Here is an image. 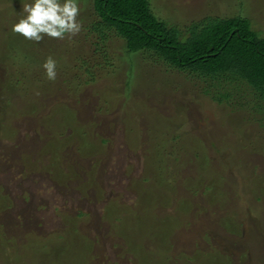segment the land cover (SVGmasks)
<instances>
[{
    "label": "rangeland",
    "instance_id": "rangeland-1",
    "mask_svg": "<svg viewBox=\"0 0 264 264\" xmlns=\"http://www.w3.org/2000/svg\"><path fill=\"white\" fill-rule=\"evenodd\" d=\"M31 2L0 0V264H264L254 108L215 104L114 36L109 67L84 44L83 0L78 35L25 40L11 27ZM150 3L181 31L239 16L264 36V0ZM82 56L102 74L74 90Z\"/></svg>",
    "mask_w": 264,
    "mask_h": 264
},
{
    "label": "trees",
    "instance_id": "trees-1",
    "mask_svg": "<svg viewBox=\"0 0 264 264\" xmlns=\"http://www.w3.org/2000/svg\"><path fill=\"white\" fill-rule=\"evenodd\" d=\"M83 2L91 19L89 24L81 20L87 29L84 44L90 40L93 54L103 57L109 67L105 52L114 36L125 43L127 55L147 56L169 68L195 83L217 105L238 112L251 105L264 120V36L250 20L206 18L181 31L158 19L150 0ZM94 60L83 56L76 60L77 72L84 71V77L75 76L74 90L96 85L102 67ZM62 140L59 144L65 143Z\"/></svg>",
    "mask_w": 264,
    "mask_h": 264
},
{
    "label": "clouds",
    "instance_id": "clouds-1",
    "mask_svg": "<svg viewBox=\"0 0 264 264\" xmlns=\"http://www.w3.org/2000/svg\"><path fill=\"white\" fill-rule=\"evenodd\" d=\"M78 0H32L22 6L23 15L11 27L13 34L25 40L39 43L47 36L63 40L76 36L81 31ZM48 80L56 79V61L49 56L42 65Z\"/></svg>",
    "mask_w": 264,
    "mask_h": 264
}]
</instances>
